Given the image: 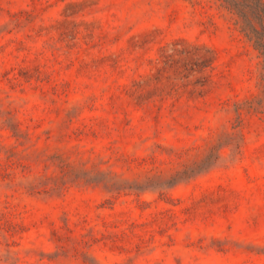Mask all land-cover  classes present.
Listing matches in <instances>:
<instances>
[{
    "label": "rangeland",
    "instance_id": "1",
    "mask_svg": "<svg viewBox=\"0 0 264 264\" xmlns=\"http://www.w3.org/2000/svg\"><path fill=\"white\" fill-rule=\"evenodd\" d=\"M255 3L0 0V264H264Z\"/></svg>",
    "mask_w": 264,
    "mask_h": 264
},
{
    "label": "trees",
    "instance_id": "2",
    "mask_svg": "<svg viewBox=\"0 0 264 264\" xmlns=\"http://www.w3.org/2000/svg\"><path fill=\"white\" fill-rule=\"evenodd\" d=\"M225 1L230 5V8L233 9L240 17H243L244 20H246V10H244V7L247 6L249 1L251 2L255 1L256 2L255 6H259L260 3L264 5L261 0H225ZM249 33L251 34V30H249ZM255 41L257 42V46L259 47V49H261V51L263 52V56H264V44H260V43H263L261 42L262 41L261 38H255Z\"/></svg>",
    "mask_w": 264,
    "mask_h": 264
}]
</instances>
